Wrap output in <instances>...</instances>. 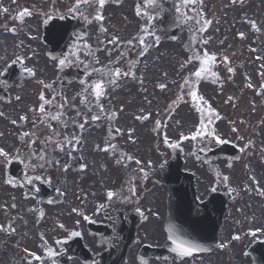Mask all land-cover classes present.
Returning <instances> with one entry per match:
<instances>
[{"label": "flooded vegetation", "instance_id": "obj_1", "mask_svg": "<svg viewBox=\"0 0 264 264\" xmlns=\"http://www.w3.org/2000/svg\"><path fill=\"white\" fill-rule=\"evenodd\" d=\"M117 1L81 0L75 9L77 0H0V149L13 157L35 140L31 150L47 161L32 171L0 156V264H116L107 257L133 236L124 264L250 263L248 247L264 250V0ZM25 9L31 15L21 17ZM86 66L130 74L99 105L94 97L86 105L80 81L97 79ZM41 94L51 102L43 114ZM201 125L239 158L198 159L221 144L182 138ZM176 151L200 203L189 222L199 250L186 256L168 245L167 188L159 184ZM237 169L253 179L245 191L229 187ZM230 190L222 220H204L211 194ZM217 228L216 243L204 244Z\"/></svg>", "mask_w": 264, "mask_h": 264}, {"label": "snow or ice", "instance_id": "obj_2", "mask_svg": "<svg viewBox=\"0 0 264 264\" xmlns=\"http://www.w3.org/2000/svg\"><path fill=\"white\" fill-rule=\"evenodd\" d=\"M84 3H87L88 0H83ZM188 3H195L196 0H187ZM81 0H77L76 5L74 6L75 9H79ZM99 3L101 6H103V4L105 3V0H99ZM149 4H153L154 0H148ZM233 3H235V0H233ZM73 9H69V11H72ZM137 15H140V10L137 9ZM27 15H31V13L25 9L20 16H27ZM98 20H102L103 17L102 16H96L95 17ZM197 23H200V21H197ZM207 24H210L211 21H207ZM253 27L255 28V23L252 22ZM201 31H203L204 29H200ZM101 31H105L104 29H101ZM243 34H241L242 36ZM118 42V38L113 37L112 40H110L108 43L110 44H115ZM140 43H144V40L141 39ZM87 47V45H86ZM75 53H70V56H74ZM121 55L123 56L124 53H121ZM205 56L207 57L208 61H215V57L214 56H209L207 53H205ZM55 59V58H53ZM21 58L17 57L15 61H13V63H17L20 62ZM71 62L70 59L68 57H65L63 59H59L58 61V67L62 70L63 67L65 66V64ZM109 64H111V62H109ZM24 71L26 73H28L29 75H35L34 72H32V70L30 69H24ZM206 71L205 67H201L198 71H196L194 73V75L197 78H200L202 73H204ZM229 71H232V69L230 68ZM93 73L97 74V79L92 80L91 82H86L85 80H81L80 84L83 85L84 87L82 88V93L86 94L85 97H82L81 103L82 104H88L89 101L87 99V97H94L95 99L91 101V103L97 104L99 105V101L101 100L102 97H104V95L106 94V88L107 87H111L115 84L118 83V80L121 76H126L129 75L130 73L128 72H122L120 69H112L109 66H105L104 68L100 69V68H92L91 72H89L87 70V66H86V74L91 76ZM0 75H3V73H0ZM41 83H43L41 81ZM187 85V81L185 82ZM45 87H50V85H45ZM160 87L163 89L165 87V85H160ZM188 94L192 97V99L195 101L197 99L196 93L194 91H192L191 89H189ZM79 95V94H78ZM17 100H19V96L16 97ZM39 99L43 102L41 103V105L39 106L38 111L40 113H45V105L51 103L50 101L46 100L44 95L41 94ZM62 107V106H59ZM26 117L21 116L20 120L21 122L26 121ZM53 120H57L60 121L61 117L60 116H53L52 117ZM93 119H98V117H93ZM137 119H147V117H137ZM12 123H16V121H12ZM79 127L83 128V125H79ZM117 131L119 132L120 130L117 129ZM57 133L53 132V135H56ZM33 134L30 133H22V136L24 137H29ZM198 137L200 138H212L215 139L217 143H223L224 141L220 140L219 137L215 136L214 132H207L205 129L204 125L199 126L195 133L191 136V137H182L183 139H192V140H196ZM73 139H75V137H73ZM69 143L71 141H68ZM165 143H168L167 137H165ZM35 140H31V143L29 144V151H27L26 153H21L19 150H17V153L13 156V157H9V154L7 152H5L3 149H0V156H2L4 158V162L5 163H11L13 160H18L20 163H23L26 169L35 171L37 167L39 168H44L45 164L47 163V161L45 160V155L40 154L37 155L34 151L31 150V144H34ZM112 148H115V145H110ZM62 150V147H61ZM103 151H108V147H105L104 149H102ZM43 152V149H42ZM127 160L131 161L133 158L131 156H127L126 157ZM35 161V162H34ZM136 164H139L140 161L136 160L135 161ZM141 171H143L141 169ZM147 175V173H145V176ZM35 179H40L39 176L35 177ZM225 180L227 179V177L224 178ZM26 180L28 183H32V178L31 177H26ZM132 191L134 192V189H132ZM115 193H113L112 191H108L107 192V199L111 200L114 197ZM13 207H15L13 205ZM103 205H100L99 208H102ZM73 211L75 212L76 209H73ZM85 219H88V217H85ZM61 227H63L61 225ZM73 235H79V233H73ZM171 239V237H170ZM234 239H239V237H234ZM57 243H60L59 241H57ZM173 243L175 244L176 241L173 240ZM199 250L196 246L193 245H189V246H184V245H177L176 249H174V251H177L179 255H191L193 253V251H197ZM49 254L52 255L53 253H51V250H49ZM35 259L39 260L40 257L36 256Z\"/></svg>", "mask_w": 264, "mask_h": 264}]
</instances>
